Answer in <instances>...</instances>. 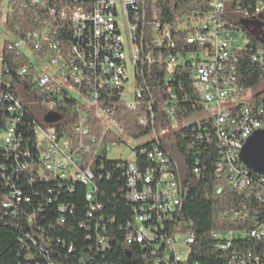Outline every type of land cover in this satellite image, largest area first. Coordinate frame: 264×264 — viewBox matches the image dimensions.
Returning <instances> with one entry per match:
<instances>
[{
	"label": "built area",
	"instance_id": "built-area-1",
	"mask_svg": "<svg viewBox=\"0 0 264 264\" xmlns=\"http://www.w3.org/2000/svg\"><path fill=\"white\" fill-rule=\"evenodd\" d=\"M207 2L209 11L187 26L188 35L185 37L187 44L196 47L195 51L186 54L185 61L192 71V88L207 113L204 119L195 121L193 138L207 142L204 127H213L218 152L214 173L220 179L215 193L222 191L224 183L263 204L261 211L244 204L242 210L228 212L234 218L242 219L247 213L254 215L255 223L245 234L261 246L242 249L240 241L235 243L243 234L239 229L213 230L209 239L214 249L227 252L226 264H264V176L248 169L238 158L241 147L251 135V128H264V96L260 92L251 95V88H245L239 80L241 58L248 49L253 51L249 60L263 67L264 80V48L250 46V38L245 33L248 29L257 32L253 24L264 15V0ZM15 6L37 7L48 17V24L19 35L17 27L11 29L7 25ZM133 6H140V0H5L0 24L15 36L2 40L0 55L6 44L26 57L28 62L18 74L29 77L31 84L41 92L36 103L40 107L36 117L45 119L50 112L59 115L56 122H47L51 128L48 131L36 120L28 124H33L31 139L24 130V119L32 112L14 94L5 91L3 86H9L4 74L7 70L0 64V110L7 105L4 112L1 111V116L5 117L2 129L0 127V218L15 225L20 234H27L40 245V249L47 250L46 259L31 260L28 264H61L52 261L51 251L47 249L51 240H45L36 226H32V213H39V217L45 219L43 214L49 199L48 202L32 204L27 193L31 178H39V182L45 184L56 182L64 186L66 192L73 191L75 183L85 186L86 213L92 219L94 212L101 208L94 203L97 188L93 162L107 156L110 146L118 143L97 138L92 132L90 117L93 115L102 121L104 134L110 130L122 136L124 142L130 139L113 119L111 105L121 104L130 109L142 98V87L137 84L135 71L138 30ZM121 17L131 20V27H124V35L119 23ZM153 21H157L155 15L149 21L150 32L153 31ZM163 25L168 24H162V30L155 31L156 37L148 34L152 45L156 46L157 40L163 39ZM170 48L171 43H166V49ZM165 62L172 67L178 59L167 55ZM128 64L134 68L133 78H129ZM47 67L51 72L46 71ZM167 92H170L169 87ZM67 100L73 101L72 110L62 120L69 122L70 126L67 131H59L51 125L61 120L59 112L61 108H67ZM166 112L172 115L173 109L167 106ZM148 114L152 119L151 107ZM145 120L147 116H142L139 123L145 126ZM13 122H21V131H13ZM39 131L43 134L42 149L37 142ZM150 140L151 148L141 149L147 166L136 159L123 163L125 185L122 197L131 203V218L118 227L124 231L123 242H117L109 235L105 225L80 223L79 227L87 228L85 242L88 251L79 259L80 264H112L101 262L99 257L113 243L121 244L125 252L132 246L137 247V258L144 264H183L185 251L181 253L180 250H187V237L191 231H183V224L176 219L182 189L175 164L162 158L156 136ZM59 210L70 213V206L62 205ZM243 210L246 212L244 216ZM17 218L24 221L25 227L14 222ZM99 219L103 221V216ZM64 223L63 216L55 221V225ZM34 228L39 236L34 234ZM43 241L47 242L44 246ZM56 242L60 243V240ZM20 244L25 248L22 242ZM66 251L73 252L70 246Z\"/></svg>",
	"mask_w": 264,
	"mask_h": 264
},
{
	"label": "trees",
	"instance_id": "trees-1",
	"mask_svg": "<svg viewBox=\"0 0 264 264\" xmlns=\"http://www.w3.org/2000/svg\"><path fill=\"white\" fill-rule=\"evenodd\" d=\"M140 8L145 10L143 21L146 24L140 23L137 33L138 49L135 71L137 84L142 87V98L136 106L130 109L121 104L111 105L113 119L121 126L125 137L135 141L136 144L130 148L123 141L122 136L110 130L104 134L102 121L90 115L92 132L97 138L115 141L118 144L124 143L128 150L134 152L136 161L144 166H147L148 163L145 155L141 154V149H150L152 146L150 139H155L156 136L161 151L169 158L170 162L175 164L176 177L182 189L176 219L183 224L181 227L183 231H191L194 236V241L189 245V253L183 264H192L193 262L226 264L227 252L213 248L212 241L209 239L210 231L239 229L243 234L235 243L240 241L239 245L242 249L261 246L245 234L255 223L254 215L247 213V216L242 219L234 218L228 212L242 210L244 204L256 211H261L263 204L249 199L243 193L234 191L224 183L222 191L215 193V186L220 180L214 173L218 152L214 145L213 135L211 138H207V142L193 138L192 129L196 120H191L188 124L174 130L170 135V146L164 143L163 136H160L156 131L158 123L159 125H163V123L175 125L177 121L203 110L199 97L192 88V71L185 61L186 54L195 51L196 47L187 44L185 37L188 35L187 26L209 11L208 2L207 0H140ZM41 13L42 11L35 6L26 8L15 6L13 15L7 19V25L11 29L17 27V33L22 35L25 31L39 29L46 23L48 24V17ZM153 15L156 16V22H159L161 27L162 24H168L163 27H169L170 49H166L164 44L155 46L149 43L147 30ZM245 33L250 38V46L264 48V36L249 29L245 30ZM251 52L253 51L249 49L243 52L239 67V80L245 88L258 85L263 78V67L249 60ZM167 55L176 56L178 62L169 67L165 62ZM27 62L24 55L17 54L6 44L3 46L1 64L3 69L7 70V73L4 71V74L9 83L8 87L3 86V88L14 94L16 98L26 104L27 109L31 110L32 114L24 119L26 121L24 130L32 139L31 127L33 124H28L34 123V120L40 123L36 117L40 107L36 103L41 92L31 84L29 77L18 74V70ZM168 87L170 92H167ZM67 102L69 104L67 108H61V112H59L61 120L51 125L57 127L59 131H67L70 126L69 122L62 121V118H66L72 110L73 101L67 100ZM6 106L4 104L3 109L0 110L1 129L5 117V115H1ZM167 106L173 109L172 115L166 112ZM150 107L154 113L152 119L148 114ZM142 116H147L145 126L139 123ZM17 127L16 131H21V122ZM207 129L204 127V133ZM140 138L144 139L143 142L137 143L136 140ZM171 149L176 158L170 153ZM124 162L126 161L110 159L107 156L93 162L97 188L94 203L100 205L101 208L94 212L95 216L92 219H89L86 213L88 204L84 198L85 186L75 183L73 191L66 192V188L56 182L45 184L40 183L38 178H31V186L27 193L31 196L32 204L44 203L49 199L43 214L45 219L39 217V213H32V226H36L45 240H51V245L47 249L51 251L53 262L80 264L79 259L88 253L85 242L87 228L79 227V224L83 222L90 226L95 222L98 223V227L105 225L109 235L114 236L117 242H123L124 231L118 227L131 218V203L122 197V189L125 185ZM101 165L102 167H100ZM194 167L198 168L193 172ZM99 174H102V177H99ZM105 174L106 176H103ZM62 205L70 206V213L61 212L59 207ZM242 214L244 216L246 212L243 210ZM61 216L65 218V223L55 225L56 219ZM100 216H103V221L99 219ZM112 218L113 221L109 222ZM14 222L25 227L22 219H14ZM48 224L53 226L49 227ZM36 229L34 228L33 232L39 236ZM57 239L60 240V243L56 242ZM20 242L28 250L22 248ZM45 244L47 242L43 241L42 245ZM69 246L70 250H73L72 253L66 251ZM121 246V244L113 243L111 248L99 257L100 261L112 264L145 263L137 258L139 253L137 247L132 246L128 252H125ZM27 255H29V259H26ZM46 258V249H40V245L27 237V234H20L15 225H9L5 219L0 218V264H28L31 260Z\"/></svg>",
	"mask_w": 264,
	"mask_h": 264
},
{
	"label": "rangeland",
	"instance_id": "rangeland-1",
	"mask_svg": "<svg viewBox=\"0 0 264 264\" xmlns=\"http://www.w3.org/2000/svg\"><path fill=\"white\" fill-rule=\"evenodd\" d=\"M4 5H5V0H0V17L2 15L1 9L4 7ZM263 14H264V12H263ZM262 16H263L262 19L264 20V15H262ZM262 19H260V20H262ZM119 23L121 24V32L124 35L125 32H124L123 23H122V21ZM245 25L248 26V23L245 22ZM253 26H254V28L257 29L258 23L253 24ZM147 34H151L152 37H156V32H155L154 28H153L152 32H150V30L148 29ZM14 36L15 35L13 33L8 32V30L5 28V26L3 24H0V52H1V48H2V40L3 39H10L11 37L14 38ZM127 68H128L129 78H133L134 77L133 66L128 64ZM46 71L51 72V68L47 67ZM249 91H250L251 95L263 91L261 95L264 96V80H262L258 85H255L254 87H252ZM91 109L94 110V107H92ZM206 116H207V113L204 110H199V111L195 112L194 114H192L191 116L185 117L182 120L177 121V123L175 125H173V124L168 125L166 123H163V125H159V123H158L156 126V131L160 136H163L164 143L166 145L170 146V143H171L170 135L174 130L179 129L180 127L184 126L185 124H188L191 120H200ZM38 120L40 121V123L42 125H44L46 127L47 131L51 129L50 124L45 122L42 117L38 118ZM105 123H107V121ZM143 140H144L143 138H140L139 140H136V142L141 143V142H143ZM37 142H38L39 148L42 149L44 146V142H43V134L41 131H39L37 133ZM126 143L128 144V147H130V148L132 147V145L136 144L135 141H132L130 139H127ZM110 147H111V149L107 152V157L110 159H121V160H125V161H133L135 159L134 152L131 150H128L125 147V144H115V145H111ZM170 153L173 155L174 158H176L172 149L170 150ZM184 251L186 253L185 248H182L180 250L181 253H183ZM184 255L185 254H183V256Z\"/></svg>",
	"mask_w": 264,
	"mask_h": 264
},
{
	"label": "water",
	"instance_id": "water-1",
	"mask_svg": "<svg viewBox=\"0 0 264 264\" xmlns=\"http://www.w3.org/2000/svg\"><path fill=\"white\" fill-rule=\"evenodd\" d=\"M59 115L47 113L45 121L56 122ZM239 160L250 170L264 176V131H254L244 142L238 154Z\"/></svg>",
	"mask_w": 264,
	"mask_h": 264
},
{
	"label": "bare ground",
	"instance_id": "bare-ground-1",
	"mask_svg": "<svg viewBox=\"0 0 264 264\" xmlns=\"http://www.w3.org/2000/svg\"><path fill=\"white\" fill-rule=\"evenodd\" d=\"M133 13H137V30H138L139 29V26H140V23H142V24L144 23L143 18L145 16L144 15L145 10L143 11V9H140V6H133ZM1 14H4V7L1 9ZM121 21H122L124 27H131V20H130V18H128V17H121ZM158 23L156 21H153V28L155 29V31H161L162 30V27L160 26V23L159 24ZM144 24H146V23H144ZM168 28L169 27H165V26L163 27V39L157 40L156 46H162L163 44L165 46L166 43H171V40H170V37L171 36H170V32H169ZM137 44H138L137 37H135V45L138 46ZM0 64H1V55H0ZM146 122H147V120H145V124H146ZM18 123H20V122H13V131H16V127H17ZM18 127H17V129H18ZM206 129H207V127H206ZM257 130H259V128H251V134L254 131H257ZM262 130L264 131V128H262ZM204 135H205V138H209V137L211 138V136L213 135V127H208V129H207L206 133H204ZM161 155H162V158H164L165 162H170L169 161V158L162 151H161ZM193 241H194V236L191 233V235H188V237H187V250H186L185 255L183 256V261L186 259L187 255L189 253V245L191 243H193Z\"/></svg>",
	"mask_w": 264,
	"mask_h": 264
},
{
	"label": "flooded vegetation",
	"instance_id": "flooded-vegetation-1",
	"mask_svg": "<svg viewBox=\"0 0 264 264\" xmlns=\"http://www.w3.org/2000/svg\"><path fill=\"white\" fill-rule=\"evenodd\" d=\"M257 23L258 28H255V30L259 33V35L264 36V20H259Z\"/></svg>",
	"mask_w": 264,
	"mask_h": 264
}]
</instances>
